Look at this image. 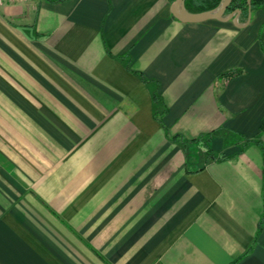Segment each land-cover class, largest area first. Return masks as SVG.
Returning a JSON list of instances; mask_svg holds the SVG:
<instances>
[{
	"label": "crops",
	"instance_id": "1",
	"mask_svg": "<svg viewBox=\"0 0 264 264\" xmlns=\"http://www.w3.org/2000/svg\"><path fill=\"white\" fill-rule=\"evenodd\" d=\"M171 5L0 0V264H264V10Z\"/></svg>",
	"mask_w": 264,
	"mask_h": 264
},
{
	"label": "trees",
	"instance_id": "2",
	"mask_svg": "<svg viewBox=\"0 0 264 264\" xmlns=\"http://www.w3.org/2000/svg\"><path fill=\"white\" fill-rule=\"evenodd\" d=\"M50 2H57L62 0H48ZM169 2H174L175 0H168ZM223 0H184V6L188 12L191 13H199V12H206V11H216L222 4ZM258 9L264 10V0H232L231 4L227 7L225 11V15H228L232 12H235L237 10H240L241 16H247L250 11H255ZM259 40L261 42L262 49L264 51V24L261 27L260 34H259ZM243 73L242 69L238 68H231L224 73L219 75V78L228 81L236 76ZM155 102H159L160 98L155 94L154 95ZM166 110H155V117L159 119V121L162 123V117L165 114ZM264 130V120L261 125V131ZM211 134L208 135L207 141L210 140ZM179 137V135H174V138ZM206 138V135H203L199 138L194 139L193 141L197 140H203ZM245 146L256 143L258 144L261 149L263 150L264 154V143L260 138H245ZM208 153H211L210 148H208ZM262 223V221H261ZM261 230V224L258 230V233Z\"/></svg>",
	"mask_w": 264,
	"mask_h": 264
},
{
	"label": "water",
	"instance_id": "3",
	"mask_svg": "<svg viewBox=\"0 0 264 264\" xmlns=\"http://www.w3.org/2000/svg\"><path fill=\"white\" fill-rule=\"evenodd\" d=\"M232 0H223L221 6L216 11H206L199 13L188 12L184 6V0H175L172 2L171 10L176 18L181 21L190 20H209V19H221L229 20L236 18L240 14V10L225 15L227 7L231 4Z\"/></svg>",
	"mask_w": 264,
	"mask_h": 264
}]
</instances>
